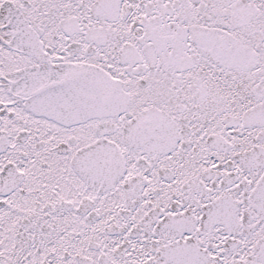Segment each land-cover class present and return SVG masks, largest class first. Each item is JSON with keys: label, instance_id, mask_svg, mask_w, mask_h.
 Instances as JSON below:
<instances>
[{"label": "snow or ice", "instance_id": "1", "mask_svg": "<svg viewBox=\"0 0 264 264\" xmlns=\"http://www.w3.org/2000/svg\"><path fill=\"white\" fill-rule=\"evenodd\" d=\"M0 264H264V0H0Z\"/></svg>", "mask_w": 264, "mask_h": 264}]
</instances>
